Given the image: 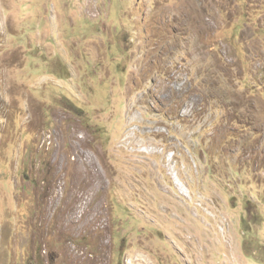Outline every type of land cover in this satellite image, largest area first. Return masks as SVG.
<instances>
[{
	"label": "rangeland",
	"instance_id": "374dc122",
	"mask_svg": "<svg viewBox=\"0 0 264 264\" xmlns=\"http://www.w3.org/2000/svg\"><path fill=\"white\" fill-rule=\"evenodd\" d=\"M0 264H264V0H0Z\"/></svg>",
	"mask_w": 264,
	"mask_h": 264
},
{
	"label": "trees",
	"instance_id": "16d2710c",
	"mask_svg": "<svg viewBox=\"0 0 264 264\" xmlns=\"http://www.w3.org/2000/svg\"><path fill=\"white\" fill-rule=\"evenodd\" d=\"M68 100H69V99H68ZM69 102L71 103V100H69ZM69 106L72 107V111H74V112H76V111L80 112V108L77 107V106H74L72 103H71Z\"/></svg>",
	"mask_w": 264,
	"mask_h": 264
}]
</instances>
